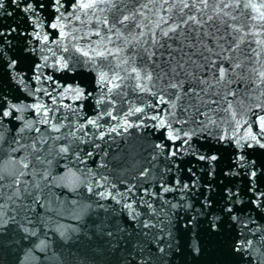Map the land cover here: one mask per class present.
I'll use <instances>...</instances> for the list:
<instances>
[{
  "label": "snow or ice",
  "instance_id": "obj_1",
  "mask_svg": "<svg viewBox=\"0 0 264 264\" xmlns=\"http://www.w3.org/2000/svg\"><path fill=\"white\" fill-rule=\"evenodd\" d=\"M0 264H264V0H0Z\"/></svg>",
  "mask_w": 264,
  "mask_h": 264
}]
</instances>
